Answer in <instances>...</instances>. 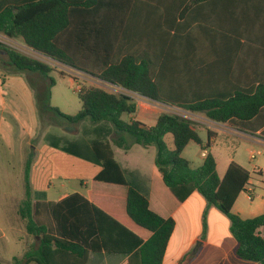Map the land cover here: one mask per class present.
<instances>
[{
    "label": "trees",
    "instance_id": "trees-1",
    "mask_svg": "<svg viewBox=\"0 0 264 264\" xmlns=\"http://www.w3.org/2000/svg\"><path fill=\"white\" fill-rule=\"evenodd\" d=\"M0 34L22 39L33 51L100 81L193 113L207 110L205 115L213 122L237 126L254 135L260 131L264 137V86L254 92L238 91L228 99L187 98L185 92L173 90L174 86L158 78L156 66L167 60L166 54L130 50L132 38L125 31L123 8L116 10L108 0H0ZM5 51L10 63L20 71L49 80L47 85L44 82L41 86L31 82L41 113H52L68 126L86 119L95 125H113L118 133L114 141L108 139L110 132L106 130L108 135L104 139L90 141L88 154L76 146L71 152L102 165L94 183L125 188L123 197L119 198L93 194L86 198L75 192L55 203L34 201L32 158H28L24 170L25 194L18 213L26 221L28 233L39 240L22 258L14 257L13 264H86L90 252L125 255L127 259L122 264H163L175 229V218L155 211L150 198L130 185L115 159L112 144L125 150L130 144L147 150L154 148L153 182L158 192H164L177 205L193 193H200L209 206H216L228 215L237 241V256L264 264V237L260 232L264 213L244 219L232 210L251 174L242 165L232 162L225 175L219 176L211 151V131L206 143L195 123L171 113L162 114L154 126L140 120H125L124 115L132 116L137 112L133 96L86 84L79 90L82 109L75 115L65 114L51 104V89L55 85L50 76L52 66L12 47H6ZM167 135H172L174 148L168 145ZM192 142L208 151L199 167L192 166L183 156ZM92 190L108 193L95 185ZM47 207L57 225L56 231L40 220Z\"/></svg>",
    "mask_w": 264,
    "mask_h": 264
},
{
    "label": "crops",
    "instance_id": "crops-1",
    "mask_svg": "<svg viewBox=\"0 0 264 264\" xmlns=\"http://www.w3.org/2000/svg\"><path fill=\"white\" fill-rule=\"evenodd\" d=\"M108 3L116 6V10L123 8L125 31L132 38L130 50L140 51L142 54H166L167 60L156 66L158 78L162 83L174 86L173 90L185 92L187 98L214 96L228 99L238 91L254 92L257 87L264 86V0H108ZM151 56L155 58L154 55ZM12 66L10 64V67ZM7 81V77L0 78L3 85ZM113 87H116L114 91L133 96L137 111L140 108L137 100L139 97L142 98L141 117L136 112L132 116L124 115L125 120H140L148 126H154L162 114H173V109L178 108L185 110L115 85ZM32 96L36 102L35 90ZM11 109L14 116H17L16 110L20 111V108L14 104ZM197 113L191 112L192 115ZM26 116L30 119L31 115ZM145 120L151 123H146ZM211 123L216 124L212 121ZM217 124L227 129L217 131L212 127L207 128L208 134L209 131L212 133L214 131L217 133L215 137L222 132L241 138L253 137L257 140L258 144H241L234 156L222 163L219 162L216 153L212 149L211 151L216 158L221 178L232 162L242 165L251 174L246 189L233 206V212L244 219L260 216L264 213V137L260 135V131L254 135L237 126ZM100 125L104 127L102 129L104 132L106 130L110 132L108 139L111 142L118 137L111 123ZM64 129L66 137L55 134L57 140L64 143L63 146L72 143L77 148L84 147L82 144L84 140L80 139V128L72 131L76 128L67 125ZM68 135L72 137L69 138ZM128 140L132 142V138L128 137ZM17 143L21 144V141L18 139ZM22 144L29 146L26 161L32 158L31 184L34 201L46 204L58 202L72 194L67 185L70 182H80L84 191L75 192L86 198H91L92 194L97 197L105 195L123 197L125 188L122 186L93 182L103 167L89 158L82 157L80 153L68 151L66 147H58L49 142L34 145L32 139L24 140ZM112 145L115 159L130 185L150 198L151 207L155 211L163 216L175 218V229L168 243L163 264H260L237 256V241L231 232L228 215L216 206H209L200 193H193L183 203L177 205L164 192H158L153 182L154 148L147 150L130 144V148L125 150L115 144ZM168 145L174 148V144ZM190 145L185 148L183 155ZM18 147L20 156L22 148L21 145ZM243 149L248 151L247 157L240 154ZM253 152L256 154L254 159L251 158ZM207 153L208 151L200 150L198 153L200 163L197 166L188 160L192 166L199 167L204 163ZM3 159V157L0 159L1 165H4ZM3 170L6 171L5 168ZM10 174V169L6 174L0 171V191H9V199L17 198L18 206L16 209L14 206L12 208L14 213L12 219L18 223L21 218L18 213L19 202L25 194L24 173L23 194L20 184L15 185L7 176ZM59 179L64 181L62 187L65 190H60L57 200L48 197L46 200L38 199L41 197L37 196L39 192L46 195L54 186V180ZM92 185L108 193H97L92 190ZM15 186L16 193L13 192ZM156 196L160 199L156 200ZM50 226L54 231L57 230L54 220ZM260 232L264 237V226ZM17 239L25 244L23 252L17 255L18 258H22L29 250L27 243L30 242V234L25 230V235H19ZM97 254L106 256L101 261L98 260ZM118 256L120 258H116ZM14 257L16 256L7 262L12 264ZM126 259L127 256L121 254L90 252L86 264H122Z\"/></svg>",
    "mask_w": 264,
    "mask_h": 264
},
{
    "label": "rangeland",
    "instance_id": "rangeland-1",
    "mask_svg": "<svg viewBox=\"0 0 264 264\" xmlns=\"http://www.w3.org/2000/svg\"><path fill=\"white\" fill-rule=\"evenodd\" d=\"M0 47V78H8L6 84L3 85L0 82V159L1 157L4 158V165H1L0 163V171L5 172L6 174L7 170L10 169L11 174L7 176L10 177L11 182L15 185L20 184L23 194V173L27 153L29 151V146H26L27 144H22L24 140L32 139L34 145H42L44 142L54 143L53 145H57L58 147H66L68 151H73L76 148L72 143L63 146L64 143L59 139L57 140L55 134H62L65 137L67 136L64 129L67 124L62 123L64 120L56 117L52 113H41L37 101L35 102L32 96L35 87L32 86L31 82L41 86L44 82L47 85L49 80L46 79L43 81V79L37 74L30 76L28 75L29 73L20 71L15 66L10 67L11 63L5 48H15L25 55L40 59L52 66L53 71L50 76L55 80V85L51 89V104L65 114L75 115L82 109V101L79 98V90H81L82 84L104 87L110 91H114V88L116 87L100 81L83 71L74 69L50 57L33 51L24 45L22 39H11L0 34ZM62 72L66 73V75H62ZM30 79L31 82H29ZM141 99L142 98L139 97L137 100L140 105V108L137 111L139 117H141L142 111ZM14 104L16 107L20 108V111L16 110L17 116H14L12 113L11 107ZM173 111V114H178L195 123L198 133L206 143L209 140L207 128L212 127L217 131L227 129L217 123H211L205 113L201 112L197 113V115H192L191 112L179 108L173 109ZM26 115H31L30 119ZM145 121L146 123H151L149 120ZM72 126L76 128L72 131H76L80 128V139L84 140L82 141L84 147L80 151L87 152V154L90 152L89 141L101 138L104 139L108 135L102 130L104 128L101 127L102 125L92 124L88 119L82 121L78 125ZM216 135L217 133L213 131L214 138H212L211 149L216 153L220 163L233 157L235 152L239 150L241 144H258L257 140L253 137L241 138L222 132L217 137H215ZM68 137L71 138L72 136L68 135ZM18 139L21 141V144L17 143ZM166 141L168 144H174L172 135H168ZM190 144L191 145L186 149L183 156L189 159L193 165L197 166L200 163L198 153L200 152L201 147L194 142ZM18 145H21L22 148L20 156H18L20 153ZM85 147H87V151ZM240 152L243 157H247L248 151L246 152L243 149ZM4 168L6 171L3 170ZM63 185V180H54V186L46 192V195L48 196L39 192L37 196L41 197L38 199L46 200L48 197L49 199L57 200L60 190L64 189L62 187ZM67 185L71 193L75 191H84L80 182H70ZM13 192H17V186H15ZM8 196L9 191H0V264H10V262H7L9 259L13 256L18 257L17 255H20L23 252L25 244L20 242V240L17 239V236H24L25 230L27 231L26 221L20 218L18 223H16V221L12 219V216L14 215L12 208L14 206L16 209L18 206V200L17 198L9 199ZM4 207L7 208L4 209ZM40 220L48 225L53 224V219L48 207L43 212ZM37 240H39V237L30 235V242L27 243V249H30ZM97 256L98 260L102 261L106 255L97 254ZM116 258L120 257L118 256ZM13 262L14 260L12 259L11 263L13 264Z\"/></svg>",
    "mask_w": 264,
    "mask_h": 264
},
{
    "label": "built area",
    "instance_id": "built-area-1",
    "mask_svg": "<svg viewBox=\"0 0 264 264\" xmlns=\"http://www.w3.org/2000/svg\"><path fill=\"white\" fill-rule=\"evenodd\" d=\"M255 153L253 152L252 155H251V158L254 159L255 158Z\"/></svg>",
    "mask_w": 264,
    "mask_h": 264
},
{
    "label": "water",
    "instance_id": "water-1",
    "mask_svg": "<svg viewBox=\"0 0 264 264\" xmlns=\"http://www.w3.org/2000/svg\"><path fill=\"white\" fill-rule=\"evenodd\" d=\"M204 112H205V113H207L208 111H207V110H205Z\"/></svg>",
    "mask_w": 264,
    "mask_h": 264
}]
</instances>
